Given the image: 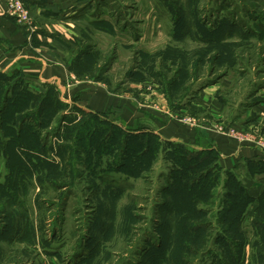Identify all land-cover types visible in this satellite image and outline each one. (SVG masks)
Instances as JSON below:
<instances>
[{"label": "rangeland", "instance_id": "rangeland-1", "mask_svg": "<svg viewBox=\"0 0 264 264\" xmlns=\"http://www.w3.org/2000/svg\"><path fill=\"white\" fill-rule=\"evenodd\" d=\"M91 12L73 56L90 80L155 87L174 113L200 91L231 118L263 99L264 0ZM72 101L55 79L0 70V264H264V167L224 170Z\"/></svg>", "mask_w": 264, "mask_h": 264}, {"label": "crops", "instance_id": "crops-1", "mask_svg": "<svg viewBox=\"0 0 264 264\" xmlns=\"http://www.w3.org/2000/svg\"><path fill=\"white\" fill-rule=\"evenodd\" d=\"M9 1L0 0V70L55 79L66 102L77 99L92 112L116 113L137 133L149 129L161 140L191 152L211 151L224 170L238 169L243 163L264 167V93H256L263 99L247 108L246 119L225 115L222 103L202 91L179 106L182 112L174 113L166 95L155 87L148 91L130 82L135 93H123L122 87L111 90L106 83L90 80L95 75L75 70L79 21L88 20L94 0H22L31 13L24 20L9 10ZM63 47H70L72 53Z\"/></svg>", "mask_w": 264, "mask_h": 264}, {"label": "built area", "instance_id": "built-area-1", "mask_svg": "<svg viewBox=\"0 0 264 264\" xmlns=\"http://www.w3.org/2000/svg\"><path fill=\"white\" fill-rule=\"evenodd\" d=\"M25 8L21 4L20 0H14L10 4L9 10L12 11L13 13L19 15L20 17H27V11L24 10Z\"/></svg>", "mask_w": 264, "mask_h": 264}]
</instances>
